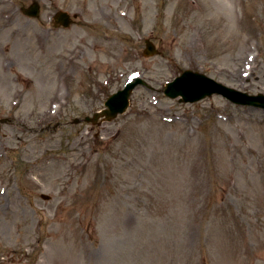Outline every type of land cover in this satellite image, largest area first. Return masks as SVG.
Returning <instances> with one entry per match:
<instances>
[{
	"label": "rangeland",
	"instance_id": "rangeland-1",
	"mask_svg": "<svg viewBox=\"0 0 264 264\" xmlns=\"http://www.w3.org/2000/svg\"><path fill=\"white\" fill-rule=\"evenodd\" d=\"M184 69L264 94V0H0V264H264V110L166 96Z\"/></svg>",
	"mask_w": 264,
	"mask_h": 264
},
{
	"label": "water",
	"instance_id": "water-1",
	"mask_svg": "<svg viewBox=\"0 0 264 264\" xmlns=\"http://www.w3.org/2000/svg\"><path fill=\"white\" fill-rule=\"evenodd\" d=\"M37 7V6H36ZM32 14H35V13H32ZM185 74H187V73H185ZM180 93V92H179ZM178 94V92H173V93H170V95H172V96H175V95H177ZM199 97V96H198ZM193 98V97H192ZM197 98V97H196ZM184 99H187L186 97H184ZM194 99V98H193Z\"/></svg>",
	"mask_w": 264,
	"mask_h": 264
}]
</instances>
